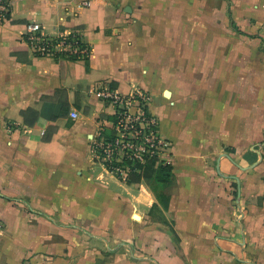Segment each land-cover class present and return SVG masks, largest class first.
<instances>
[{"label":"crops","instance_id":"0c3cea01","mask_svg":"<svg viewBox=\"0 0 264 264\" xmlns=\"http://www.w3.org/2000/svg\"><path fill=\"white\" fill-rule=\"evenodd\" d=\"M11 1L0 24V264H264V0ZM30 21L79 30L89 59L35 56ZM103 82L151 95L170 176L129 184L95 158L115 114L95 92ZM48 97L68 114L27 125L22 111Z\"/></svg>","mask_w":264,"mask_h":264},{"label":"built area","instance_id":"2783aa9c","mask_svg":"<svg viewBox=\"0 0 264 264\" xmlns=\"http://www.w3.org/2000/svg\"><path fill=\"white\" fill-rule=\"evenodd\" d=\"M11 11L12 1L0 0V24L10 19ZM23 38L38 57L86 61L92 52L79 30L47 34L39 21L27 23ZM95 92L100 99L115 107L117 115L112 127L115 136L112 139L103 136V126L94 139L93 152L97 160L104 162L123 181L132 171H140L136 168L138 164H146L153 157L157 156L164 164L171 163L168 156L172 142L160 133L159 119L149 110L151 95L147 91L136 88L122 95L110 82H103L96 85ZM72 115L76 117L77 113ZM3 227L0 219V232Z\"/></svg>","mask_w":264,"mask_h":264},{"label":"trees","instance_id":"16d2710c","mask_svg":"<svg viewBox=\"0 0 264 264\" xmlns=\"http://www.w3.org/2000/svg\"><path fill=\"white\" fill-rule=\"evenodd\" d=\"M111 85L113 87H116L112 83ZM49 98L50 97H48L47 99ZM50 99L52 100L53 98ZM47 102L48 106L46 108L44 107L42 111H38L34 108H29L22 111V116L24 117V121L27 125H33L40 118V116L43 115L48 116L51 119H58L68 114L70 110V104L67 101L61 100L56 102L52 100V102ZM116 119L117 115L115 114L113 116V121H115ZM101 134L109 139H112L115 136V130L112 127H105ZM136 168L140 169V171H132L125 182L132 184L144 180L151 185L152 179L158 170L160 172H166L168 176H170V171L172 170L170 164H163V162L160 161L157 156L150 159L146 164H138ZM165 181L169 182V180ZM159 198L161 202H163L165 205H168L169 197L166 194L160 195ZM155 207L157 206H154V208Z\"/></svg>","mask_w":264,"mask_h":264},{"label":"rangeland","instance_id":"374dc122","mask_svg":"<svg viewBox=\"0 0 264 264\" xmlns=\"http://www.w3.org/2000/svg\"><path fill=\"white\" fill-rule=\"evenodd\" d=\"M169 186H167V189H162L161 191H160V193H168V191H169V188H168ZM155 216L156 217H159L160 219H162V215L160 214V212H155Z\"/></svg>","mask_w":264,"mask_h":264}]
</instances>
